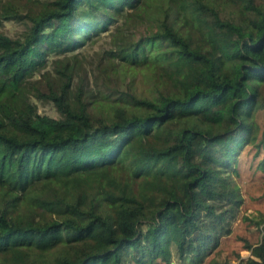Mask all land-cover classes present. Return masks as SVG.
I'll use <instances>...</instances> for the list:
<instances>
[{
	"label": "trees",
	"instance_id": "16d2710c",
	"mask_svg": "<svg viewBox=\"0 0 264 264\" xmlns=\"http://www.w3.org/2000/svg\"><path fill=\"white\" fill-rule=\"evenodd\" d=\"M112 25L97 70L115 90L86 86L75 54L31 80ZM138 73L150 94L130 92ZM258 111L264 0H0L2 264L205 263L243 202L241 151L264 149ZM256 223L239 264H264Z\"/></svg>",
	"mask_w": 264,
	"mask_h": 264
},
{
	"label": "rangeland",
	"instance_id": "374dc122",
	"mask_svg": "<svg viewBox=\"0 0 264 264\" xmlns=\"http://www.w3.org/2000/svg\"><path fill=\"white\" fill-rule=\"evenodd\" d=\"M25 26L26 24L21 21L5 20L1 28L8 35L17 36L24 30ZM112 29L113 25L106 31L92 33L88 40L73 50L50 53L45 58V68H42L41 72L35 71L31 76V80L41 77L44 71H50L53 64L52 60L56 57L75 54L81 62L80 73L85 75L86 86L94 91L111 92L115 90L118 85L113 86L111 81L104 79L97 70L99 54L109 46V35ZM143 30V27H139L134 29V32L141 34ZM154 44L156 47L161 48V45ZM126 81L130 85L122 83L119 86L123 89H128L129 85L130 92L138 96L150 94L151 83L143 73H138L133 78L128 77ZM42 86L43 83L41 84ZM30 100L35 105L36 111L39 114L54 118L59 117V113L52 101L37 98L33 95H31ZM107 101H102L101 103ZM97 108L100 112H111L109 106L99 105ZM99 110L94 109L93 111L98 113ZM256 119L260 127H262L264 123V111H258ZM239 157V175L235 176L234 179L241 191L243 202L236 211L235 217L229 219L228 228L230 229V233L221 237L220 244L203 264H209L208 261L212 259L221 264H239L241 259H246L250 255V250L244 249L245 243L255 244L260 238V225L258 226L255 222L264 219V149L257 147L255 144H249L243 148ZM3 259L0 256V264L3 263ZM155 264H163V262L157 260ZM171 264H179L176 253L173 254Z\"/></svg>",
	"mask_w": 264,
	"mask_h": 264
}]
</instances>
